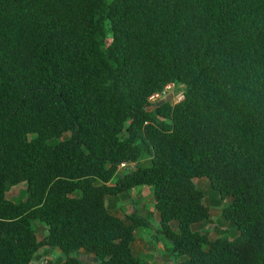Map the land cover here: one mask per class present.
<instances>
[{
    "label": "trees",
    "instance_id": "16d2710c",
    "mask_svg": "<svg viewBox=\"0 0 264 264\" xmlns=\"http://www.w3.org/2000/svg\"><path fill=\"white\" fill-rule=\"evenodd\" d=\"M167 84L182 98L145 110ZM194 177L229 197L234 237L193 229L209 216ZM144 186L175 264H264V0H0V264L40 247L145 264L146 219L104 205Z\"/></svg>",
    "mask_w": 264,
    "mask_h": 264
},
{
    "label": "rangeland",
    "instance_id": "374dc122",
    "mask_svg": "<svg viewBox=\"0 0 264 264\" xmlns=\"http://www.w3.org/2000/svg\"><path fill=\"white\" fill-rule=\"evenodd\" d=\"M178 90L170 85L165 93L170 94L169 102L174 103L178 101ZM147 157H141L139 163L147 165ZM145 163V164H144ZM141 164V165H142ZM132 170L131 167L126 166L117 169L110 179L114 182L121 175ZM193 183L203 191L202 202L208 209V219L204 222L193 225L194 230L203 231L206 229L210 237L225 236L232 238L237 234L235 226L220 216L221 207L229 201V197L218 200L217 196L209 190L208 181L203 177L192 178ZM145 187V186H144ZM136 194L140 196V200L132 197L130 193L107 195L104 198V205L106 210L111 214H118L120 218H124L126 214L135 210L137 214L146 219L147 224L142 225L135 231V238L131 244L132 251L145 264H175L182 257L174 256L170 251L169 242L157 230V213L153 210L152 188L146 186L145 188L136 187ZM26 196L25 183L18 182L12 185L6 192L5 197L13 202H18ZM118 216V217H119ZM34 227L37 239L44 235V228L37 221L31 223ZM49 253V254H48ZM38 255V256H37ZM41 255H46L47 258L41 259ZM77 256V254H76ZM64 258L63 253L55 247H40L34 264H55ZM85 258V257H84Z\"/></svg>",
    "mask_w": 264,
    "mask_h": 264
},
{
    "label": "built area",
    "instance_id": "2783aa9c",
    "mask_svg": "<svg viewBox=\"0 0 264 264\" xmlns=\"http://www.w3.org/2000/svg\"><path fill=\"white\" fill-rule=\"evenodd\" d=\"M172 85V84H167L164 86V88L162 89L161 92H155L151 95H149L147 97V101L149 104H152L154 103L157 99L163 97V94L165 93V91L167 90V88ZM173 86V85H172ZM178 99L182 98V92L181 91H178ZM135 165V162L134 161H121L119 162L118 164V168H122V167H126V166H129V167H133Z\"/></svg>",
    "mask_w": 264,
    "mask_h": 264
},
{
    "label": "crops",
    "instance_id": "0c3cea01",
    "mask_svg": "<svg viewBox=\"0 0 264 264\" xmlns=\"http://www.w3.org/2000/svg\"><path fill=\"white\" fill-rule=\"evenodd\" d=\"M140 188L142 189V188H145V187H140ZM130 194H131V195L133 194L132 197L136 198L137 200H140V196L136 194L135 188H133V189L130 190ZM129 213H130V212H129ZM116 216H119V215L116 214ZM156 216H157V215H156ZM119 217H120V216H119ZM157 220H158V217H157ZM37 252H38V251H37ZM48 254H49V253H48ZM81 257H82L83 259H85L86 261H88L89 263H91V264H95L92 255H81ZM84 257H85V258H84ZM40 258H41V259H43V258H47V256H46V255H41ZM47 259H48V258H47ZM34 262H35V261H33L32 264H34ZM164 264H168V263H164Z\"/></svg>",
    "mask_w": 264,
    "mask_h": 264
},
{
    "label": "water",
    "instance_id": "95a60500",
    "mask_svg": "<svg viewBox=\"0 0 264 264\" xmlns=\"http://www.w3.org/2000/svg\"><path fill=\"white\" fill-rule=\"evenodd\" d=\"M169 98H170V94H166L164 97L158 99L153 104L147 105L145 107V110L149 111V110L153 109L154 107H157V106L161 105L164 102H168L169 101Z\"/></svg>",
    "mask_w": 264,
    "mask_h": 264
},
{
    "label": "clouds",
    "instance_id": "9594fccd",
    "mask_svg": "<svg viewBox=\"0 0 264 264\" xmlns=\"http://www.w3.org/2000/svg\"><path fill=\"white\" fill-rule=\"evenodd\" d=\"M164 96H165V95H164ZM164 96H163V97H164ZM161 98H162V97H161ZM159 99H160V98H159ZM180 99H181V98H180ZM180 99H178V100H180ZM157 100H158V99H157ZM157 100H156V101H157ZM168 102H169V101H168ZM176 102H177V101H176ZM152 104H153V103H152ZM149 105H151V104H149ZM129 161H130V160H129ZM134 162H135V161H134ZM134 166H135V165H134ZM134 166H133V167H134ZM133 167H131V168H133ZM122 168H123V167H122ZM117 169H120V168H118V165H117Z\"/></svg>",
    "mask_w": 264,
    "mask_h": 264
}]
</instances>
